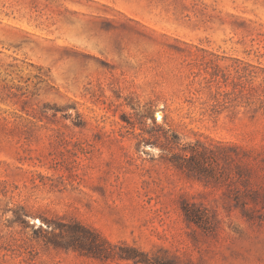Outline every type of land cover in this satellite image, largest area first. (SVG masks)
<instances>
[{
    "label": "rangeland",
    "instance_id": "374dc122",
    "mask_svg": "<svg viewBox=\"0 0 264 264\" xmlns=\"http://www.w3.org/2000/svg\"><path fill=\"white\" fill-rule=\"evenodd\" d=\"M0 264H264V0H0Z\"/></svg>",
    "mask_w": 264,
    "mask_h": 264
}]
</instances>
